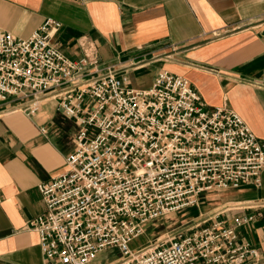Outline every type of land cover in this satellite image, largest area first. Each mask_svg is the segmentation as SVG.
Here are the masks:
<instances>
[{
	"label": "built area",
	"instance_id": "1",
	"mask_svg": "<svg viewBox=\"0 0 264 264\" xmlns=\"http://www.w3.org/2000/svg\"><path fill=\"white\" fill-rule=\"evenodd\" d=\"M61 23L46 18L26 38L0 30V106L16 101L33 114L56 100L78 124L66 170L37 184L45 211L24 228L37 232L46 264H91L117 248L116 264H257L258 249L239 229L262 215L261 204H225L187 232L137 249L145 224L185 207L204 192L261 185L264 139L226 104L208 108L184 77L159 71L135 88L91 45L73 60L51 42ZM235 207L254 213L228 217Z\"/></svg>",
	"mask_w": 264,
	"mask_h": 264
},
{
	"label": "crops",
	"instance_id": "2",
	"mask_svg": "<svg viewBox=\"0 0 264 264\" xmlns=\"http://www.w3.org/2000/svg\"><path fill=\"white\" fill-rule=\"evenodd\" d=\"M46 18L61 23L51 42L68 58H81L85 42L103 71L111 67L135 88L149 87L161 70L180 75L208 108L226 104L264 139V0H0V30L17 38ZM77 131L56 100L43 101L33 114L16 101L0 106V264H46L37 232L24 226L45 211L37 184L66 170ZM223 192L206 199L202 216L223 203L261 204L262 215L238 234L264 264V170L260 187ZM254 210L235 207L220 217ZM120 260L99 252L91 264Z\"/></svg>",
	"mask_w": 264,
	"mask_h": 264
},
{
	"label": "rangeland",
	"instance_id": "3",
	"mask_svg": "<svg viewBox=\"0 0 264 264\" xmlns=\"http://www.w3.org/2000/svg\"><path fill=\"white\" fill-rule=\"evenodd\" d=\"M225 190L220 191H210L204 192L199 196L198 206L185 207L177 212H173L162 217L153 219L145 224V230L143 235L134 239L130 243V248L137 249L142 245H146L151 241L156 240L157 238H162V236L175 235L179 232H187L186 230L192 227L199 218L202 217V214H205L207 211H203L204 205L207 206L206 199H209L213 194L216 197H225ZM224 204V203H223ZM223 204L219 205L217 209L212 212L220 210ZM100 254L105 260L113 259H122V254L118 251L117 248H107L100 251Z\"/></svg>",
	"mask_w": 264,
	"mask_h": 264
}]
</instances>
